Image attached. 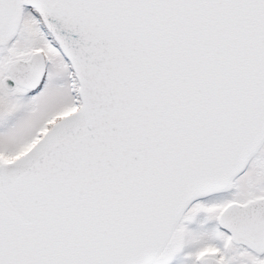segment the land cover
Returning a JSON list of instances; mask_svg holds the SVG:
<instances>
[{"label":"snow or ice","instance_id":"1","mask_svg":"<svg viewBox=\"0 0 264 264\" xmlns=\"http://www.w3.org/2000/svg\"><path fill=\"white\" fill-rule=\"evenodd\" d=\"M0 264H264V0H0Z\"/></svg>","mask_w":264,"mask_h":264}]
</instances>
